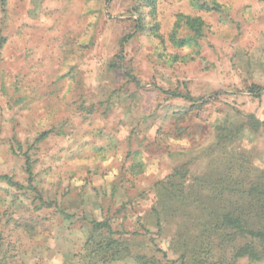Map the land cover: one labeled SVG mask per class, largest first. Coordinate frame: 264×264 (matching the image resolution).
Here are the masks:
<instances>
[{
  "label": "rangeland",
  "instance_id": "374dc122",
  "mask_svg": "<svg viewBox=\"0 0 264 264\" xmlns=\"http://www.w3.org/2000/svg\"><path fill=\"white\" fill-rule=\"evenodd\" d=\"M182 166L243 186L264 170V0L0 5V264H88L106 220L149 262L192 264L170 249L179 218L152 215Z\"/></svg>",
  "mask_w": 264,
  "mask_h": 264
},
{
  "label": "trees",
  "instance_id": "16d2710c",
  "mask_svg": "<svg viewBox=\"0 0 264 264\" xmlns=\"http://www.w3.org/2000/svg\"><path fill=\"white\" fill-rule=\"evenodd\" d=\"M6 1L0 0V5L5 7ZM205 6L208 5H202ZM187 24L200 33L201 20L189 19ZM171 95L191 103L204 101L178 93ZM187 112L189 109L182 113ZM251 120V129L258 131L259 123ZM225 144L221 138L218 149H224ZM228 169L225 176L230 182L224 181L223 174L213 181L192 178L186 166H182L156 184L158 200L152 215L159 231L179 218L170 249L180 259L192 264H223L230 249L234 262L242 258L264 260V170L248 186H243L232 179L236 169ZM3 179L11 183L10 178ZM135 236L136 233L115 231L111 220L94 221L82 259L88 264H114L129 259L139 264H158L134 253L131 242Z\"/></svg>",
  "mask_w": 264,
  "mask_h": 264
}]
</instances>
